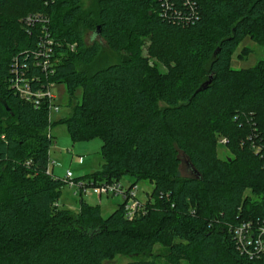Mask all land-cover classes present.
<instances>
[{
    "label": "trees",
    "instance_id": "16d2710c",
    "mask_svg": "<svg viewBox=\"0 0 264 264\" xmlns=\"http://www.w3.org/2000/svg\"><path fill=\"white\" fill-rule=\"evenodd\" d=\"M81 1L0 0V264H157L158 243L170 264H264V253L241 255L233 236L242 223L264 224V60L231 67L244 39L264 45V0H99L91 44L76 24ZM34 14L49 18V75L37 66ZM143 35L167 74L143 57ZM96 38L120 59L85 72L101 53ZM15 67L34 92L65 84L73 100L81 90L63 123L73 142L101 140L103 164L77 180L152 182L143 214L127 219L124 201L106 217L83 199L78 213L62 205L65 183L47 173L49 102L19 96Z\"/></svg>",
    "mask_w": 264,
    "mask_h": 264
},
{
    "label": "rangeland",
    "instance_id": "374dc122",
    "mask_svg": "<svg viewBox=\"0 0 264 264\" xmlns=\"http://www.w3.org/2000/svg\"><path fill=\"white\" fill-rule=\"evenodd\" d=\"M98 1L99 0H82L81 8L82 14L80 18L76 21V24L84 32V39L87 44H91L92 35L94 31L89 29L90 25L98 26L97 23V11H98ZM58 13H65V10L59 8ZM40 16V14H34ZM27 17H30L27 16ZM47 20L49 18L46 17ZM142 46L141 53L143 57L148 58L150 66L157 68L162 74H167L169 71L166 66L160 61L158 57H151L149 54L150 37H141ZM96 42L101 46V53L93 65L89 67H83L85 72H94L100 68L105 67L108 64L114 63L120 59V57L114 54L100 38H96ZM264 60V45L256 43L250 38L244 39L239 47L235 50L231 60V67L234 69H249L255 67L260 61ZM58 61V60H57ZM174 65V64H173ZM49 91L54 95L55 100L53 101L54 107L50 112V135L53 138V146L50 150V156L52 159L56 160L55 173L58 176H64L65 172L70 170L74 173L75 177H82L91 175L95 172L101 170L103 159L101 156L102 142L100 139L83 140L78 142H73L67 131L66 125L63 120L68 118L72 113V107L81 101V90L77 91L75 94V99H70L68 95L67 88L65 84H51ZM164 103L158 102L159 106H163ZM58 108V111H56ZM219 157L226 158L230 156V153L224 146H219L218 149ZM181 176H188L190 170L187 165L185 157H182V163L180 167ZM135 182V179L130 176H125L121 179V184L128 188L131 184ZM137 197L145 205L147 200L152 202L150 194L153 189V183L147 180L140 181L137 183ZM0 190V198H3V194ZM78 192L75 188H69L65 185L62 189L60 202L62 205L72 211L73 213H78L80 209V201L90 203L93 206H100L101 213L103 216L110 215L119 204L124 201L122 195L117 196H102L101 204L99 199L95 197L90 188H87L86 192L82 195H77ZM80 194V193H79ZM252 225H258L257 223L251 222ZM264 225V224H261ZM253 232H256L255 227L252 226ZM155 253L165 256L168 253V246L165 243H158L155 247ZM161 256L157 264H170L167 262L165 257ZM136 260H151L149 257H124L116 256L105 264H131ZM182 264H188L187 262H182Z\"/></svg>",
    "mask_w": 264,
    "mask_h": 264
},
{
    "label": "built area",
    "instance_id": "2783aa9c",
    "mask_svg": "<svg viewBox=\"0 0 264 264\" xmlns=\"http://www.w3.org/2000/svg\"><path fill=\"white\" fill-rule=\"evenodd\" d=\"M28 23L41 22L42 25V35L40 40V52L38 56H41V60L37 64L42 71L49 75L53 70V47L55 45L54 40L51 38L48 31V23L49 20L42 16L32 15L27 19ZM71 49H74V46H71ZM13 72L15 74V78L13 79V85L16 92L19 96L25 101H33L35 105L39 104L41 99H47L49 102L50 112L53 110L55 106L53 101L55 100L54 95H52L48 90L46 92L41 91H32L30 86V81L27 78H24L23 75L20 74L18 68H14ZM58 111V108H56ZM50 115V114H49ZM48 135H50V129L48 131ZM52 137V136H51ZM55 165L56 160L52 159L49 156V162L47 166V173L55 176L56 178L61 179L65 185L69 188H75L78 192L77 195H82L86 192L87 188H90L93 195L97 197L99 200L102 196H117L122 195L124 198V212L125 217L129 220H133L135 217L144 213V204L137 197V186H129L125 188L121 182L114 180L112 182H103L101 184H93V182L86 180H77L74 173L70 170L66 171L64 176H58L55 173ZM80 193V194H79ZM251 223H242L241 225L233 228V236L236 242L237 250L241 253V255L249 258L250 260H254L261 256L264 253V225L259 226L256 232H253Z\"/></svg>",
    "mask_w": 264,
    "mask_h": 264
},
{
    "label": "water",
    "instance_id": "95a60500",
    "mask_svg": "<svg viewBox=\"0 0 264 264\" xmlns=\"http://www.w3.org/2000/svg\"><path fill=\"white\" fill-rule=\"evenodd\" d=\"M96 35H100V28L98 27L97 28V32H96ZM211 83V81H208V82H206L200 89H199V91H202V90H205L208 86H209V84Z\"/></svg>",
    "mask_w": 264,
    "mask_h": 264
},
{
    "label": "crops",
    "instance_id": "0c3cea01",
    "mask_svg": "<svg viewBox=\"0 0 264 264\" xmlns=\"http://www.w3.org/2000/svg\"><path fill=\"white\" fill-rule=\"evenodd\" d=\"M99 202L101 203V199L99 200ZM101 204H103V203H101Z\"/></svg>",
    "mask_w": 264,
    "mask_h": 264
}]
</instances>
